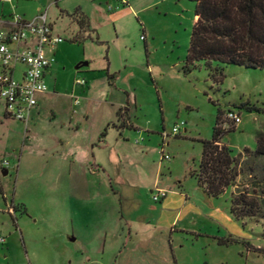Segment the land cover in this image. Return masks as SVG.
<instances>
[{
    "label": "rangeland",
    "instance_id": "obj_1",
    "mask_svg": "<svg viewBox=\"0 0 264 264\" xmlns=\"http://www.w3.org/2000/svg\"><path fill=\"white\" fill-rule=\"evenodd\" d=\"M126 1L127 6L122 0L0 5V21L45 13L62 39L52 50L37 114L24 124L3 117L0 103V264H112L117 225L128 223L127 244L140 242L143 250L154 237L151 229L168 225L175 215L173 231L157 237L173 240L171 248L161 244V264H174L173 258L176 264H264V220L240 221L229 213L231 193L256 194L264 185H251L243 176L236 188L212 198L190 175L218 112V126L228 130L219 144L231 157L253 151L256 136H264V71L199 62L184 73L194 3ZM76 8L90 22L83 39L64 15ZM210 74H221V80L212 81ZM240 103L258 112L234 107ZM120 108L125 127L117 121ZM228 110L238 113L237 125L225 120ZM160 149L168 159H161ZM247 161L238 158L243 173ZM252 165L264 177V159ZM154 187L166 192L157 203L151 200ZM103 240L112 243L101 253ZM128 258L125 264H134Z\"/></svg>",
    "mask_w": 264,
    "mask_h": 264
},
{
    "label": "trees",
    "instance_id": "obj_2",
    "mask_svg": "<svg viewBox=\"0 0 264 264\" xmlns=\"http://www.w3.org/2000/svg\"><path fill=\"white\" fill-rule=\"evenodd\" d=\"M190 1L194 3L193 24L183 60L184 73H188L199 62L206 66L210 62H216L264 71V0ZM64 15L77 26L79 39H83L84 35L90 32L89 20L80 8ZM109 78L112 79V76ZM209 78L219 82L221 74L216 77L210 74ZM234 107L245 109L247 112H258L247 103H240ZM123 111L125 108L118 109L116 117L120 126L125 127L127 116ZM220 115L218 112L215 117L210 140L201 142L197 170L190 174L195 178L201 191L212 198L221 195L228 187L236 188L239 177L246 176L249 184L256 187H259V184L264 185V177L257 174L255 165L251 166L252 163L264 159V136L257 135L254 150L244 149L242 155L238 157L248 158L249 164L243 173V169L238 168V158L231 157L229 150L219 144L220 137L228 131L218 126ZM104 133L105 130L97 142L101 141ZM229 213L240 221L264 220V188L256 194L246 190L231 193Z\"/></svg>",
    "mask_w": 264,
    "mask_h": 264
},
{
    "label": "built area",
    "instance_id": "obj_3",
    "mask_svg": "<svg viewBox=\"0 0 264 264\" xmlns=\"http://www.w3.org/2000/svg\"><path fill=\"white\" fill-rule=\"evenodd\" d=\"M13 1L16 0H0V5L12 4ZM61 42V37L47 22L45 13L28 21L12 14L0 26V103L5 118L27 124L38 96L47 90L44 74L54 62L52 50ZM83 84V80H75L76 86ZM73 104H78L76 99ZM224 118L233 125L240 122L238 113L233 110H228ZM182 125L180 122L173 126L172 134H176ZM160 157L169 158L161 149ZM165 196L163 189L156 188L151 192L154 203ZM3 243L4 238L0 236V245Z\"/></svg>",
    "mask_w": 264,
    "mask_h": 264
},
{
    "label": "crops",
    "instance_id": "obj_4",
    "mask_svg": "<svg viewBox=\"0 0 264 264\" xmlns=\"http://www.w3.org/2000/svg\"><path fill=\"white\" fill-rule=\"evenodd\" d=\"M125 5L127 6V3ZM116 9L117 8H115V10ZM6 19L7 18H4L3 21H0V26L4 25V22H5ZM89 24H90V22H89ZM77 32H78V29H77L76 33ZM51 66L45 72L44 78H45V76L47 74H49ZM50 95H56V94L55 93H51ZM44 96H45V94H42V95L38 96L37 104L31 110V113L29 115V119H31L35 114H37L38 107L41 104L42 100L44 99L43 98ZM158 179H159V168H157V170H156V174L154 176V180H152V182H153L152 184L153 185L156 184L158 182ZM156 188L157 187H154V189H156ZM157 189H160V188H157ZM165 205H166V203L163 202L162 205H161V213L165 210L164 209ZM177 218H178L177 215H175L168 225H158V224L155 225L151 229V233L154 234V237H152L150 239L148 238L147 245L144 246L145 249H143V250L140 249L142 247L140 242H133L130 245L127 244V243H129L128 242V239H129L128 237H129V235L131 233V229H130L128 223L122 222V226L117 225V229H115L114 235L119 236V242H117L114 247L112 246L113 248L110 251V256L112 258L111 259L112 260V264H125L124 261L127 260L126 259L127 257H129L128 258L129 262L130 263H134V264H161V260H162V257L160 255L161 244L165 243L166 245H168L171 248L173 240L170 237L168 239H166V240H163V239L161 240L160 238L157 239V237L161 236L163 231H168L169 233H171L173 231V228H175L174 227L175 225H173V224L177 225V221H176ZM178 228H181V229H179V231L182 230V226L178 227ZM119 232L121 234L123 233V235H121V234L119 235ZM110 236H112V235L110 234ZM106 241L103 240V242L101 244V253L104 252V247L105 246L109 247L111 245V243H112V241H110V242H108V241L106 242ZM132 256H133V258L130 259V257H132ZM141 256H142V258H141ZM134 259H135V261H134ZM173 262H174V264H176L174 258H173Z\"/></svg>",
    "mask_w": 264,
    "mask_h": 264
},
{
    "label": "water",
    "instance_id": "obj_5",
    "mask_svg": "<svg viewBox=\"0 0 264 264\" xmlns=\"http://www.w3.org/2000/svg\"><path fill=\"white\" fill-rule=\"evenodd\" d=\"M84 66L86 65V63L83 64ZM3 174H5V172H3Z\"/></svg>",
    "mask_w": 264,
    "mask_h": 264
}]
</instances>
